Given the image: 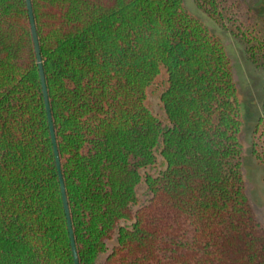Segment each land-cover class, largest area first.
I'll use <instances>...</instances> for the list:
<instances>
[{"label":"trees","instance_id":"trees-1","mask_svg":"<svg viewBox=\"0 0 264 264\" xmlns=\"http://www.w3.org/2000/svg\"><path fill=\"white\" fill-rule=\"evenodd\" d=\"M193 1L264 71V13ZM31 4L60 172L27 2L0 0V264H75L61 177L78 264H264L220 38L182 0Z\"/></svg>","mask_w":264,"mask_h":264},{"label":"rangeland","instance_id":"rangeland-1","mask_svg":"<svg viewBox=\"0 0 264 264\" xmlns=\"http://www.w3.org/2000/svg\"><path fill=\"white\" fill-rule=\"evenodd\" d=\"M187 11L204 24L212 34L216 35L226 47L232 61L233 74L238 87L244 126L241 133V143L245 149L243 159V177L246 193L251 201L259 220L264 224V166L260 165L251 151L252 133L258 117L262 113L264 100V71L257 69L247 60L243 48L230 35L208 16L197 9L193 0H182ZM255 13H264V0H241ZM150 110L162 118L159 95L154 89H150L146 101ZM145 187H139V196H143Z\"/></svg>","mask_w":264,"mask_h":264},{"label":"water","instance_id":"water-1","mask_svg":"<svg viewBox=\"0 0 264 264\" xmlns=\"http://www.w3.org/2000/svg\"><path fill=\"white\" fill-rule=\"evenodd\" d=\"M26 2H27V8H28L30 22H31V29H32L34 46L36 49L37 60H38L39 68H40L42 85H43V89H44L45 103H46V109H47L48 118H49L50 127H51V134H52L53 143H54L55 156H56V160H57V164H58V169L60 172V163H59V157H58V152H57V147H56V142H55V136H54L53 126H52L51 112H50V107H49V102H48V94H47V90H46V86H45V78H44V73H43V68H42V59L40 56L39 42H38V36H37L36 27H35V23H34L32 4H31V0H26ZM61 189H62V194H63L65 211H66V215H67L70 238H71V242H72L74 261H75V264H78L77 251H76L75 242H74V238H73V230H72V226H71V222H70L69 209H68V204H67L65 188H64L62 177H61Z\"/></svg>","mask_w":264,"mask_h":264}]
</instances>
